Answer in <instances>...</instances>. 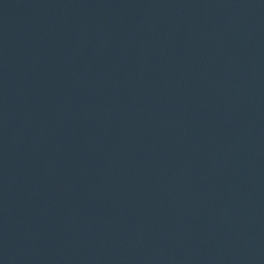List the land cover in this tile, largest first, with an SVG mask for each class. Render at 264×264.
Returning a JSON list of instances; mask_svg holds the SVG:
<instances>
[{
    "label": "water",
    "instance_id": "95a60500",
    "mask_svg": "<svg viewBox=\"0 0 264 264\" xmlns=\"http://www.w3.org/2000/svg\"><path fill=\"white\" fill-rule=\"evenodd\" d=\"M0 264H105L53 0H0Z\"/></svg>",
    "mask_w": 264,
    "mask_h": 264
}]
</instances>
